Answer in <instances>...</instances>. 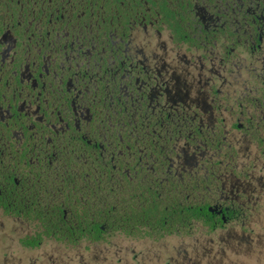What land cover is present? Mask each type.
Masks as SVG:
<instances>
[{"label":"flooded vegetation","instance_id":"flooded-vegetation-1","mask_svg":"<svg viewBox=\"0 0 264 264\" xmlns=\"http://www.w3.org/2000/svg\"><path fill=\"white\" fill-rule=\"evenodd\" d=\"M262 158L264 0H0V215L24 247L218 232Z\"/></svg>","mask_w":264,"mask_h":264},{"label":"rangeland","instance_id":"rangeland-1","mask_svg":"<svg viewBox=\"0 0 264 264\" xmlns=\"http://www.w3.org/2000/svg\"><path fill=\"white\" fill-rule=\"evenodd\" d=\"M250 169L263 179L260 184L253 181V198L241 202V214L218 232L195 227L187 236L146 241L151 244H131L127 237L110 235L104 249L67 248L50 241L28 248L20 243L27 230H10L0 215V264H264V165Z\"/></svg>","mask_w":264,"mask_h":264},{"label":"trees","instance_id":"trees-1","mask_svg":"<svg viewBox=\"0 0 264 264\" xmlns=\"http://www.w3.org/2000/svg\"><path fill=\"white\" fill-rule=\"evenodd\" d=\"M26 245H27V246H34V245H35V242H27Z\"/></svg>","mask_w":264,"mask_h":264}]
</instances>
